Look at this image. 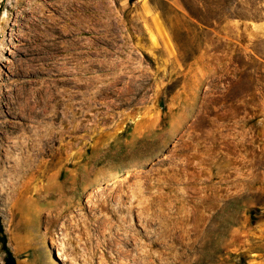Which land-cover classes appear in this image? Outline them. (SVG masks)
Wrapping results in <instances>:
<instances>
[{"label":"rangeland","instance_id":"374dc122","mask_svg":"<svg viewBox=\"0 0 264 264\" xmlns=\"http://www.w3.org/2000/svg\"><path fill=\"white\" fill-rule=\"evenodd\" d=\"M4 237L264 264V0H0V264Z\"/></svg>","mask_w":264,"mask_h":264},{"label":"trees","instance_id":"16d2710c","mask_svg":"<svg viewBox=\"0 0 264 264\" xmlns=\"http://www.w3.org/2000/svg\"><path fill=\"white\" fill-rule=\"evenodd\" d=\"M186 6L188 10L191 11L190 7L188 5ZM193 16L196 18H199V15H197V13H195L194 11H193ZM1 230H2V227H1ZM3 249H4V254H5V258H4L5 264H18L17 258L15 254L13 253L12 249L10 248V246L8 245V240L6 237H4L3 239Z\"/></svg>","mask_w":264,"mask_h":264}]
</instances>
